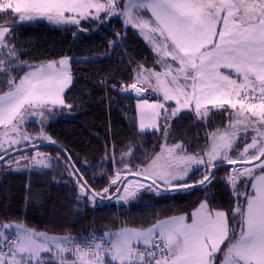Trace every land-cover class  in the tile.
<instances>
[{"label":"snow or ice","instance_id":"obj_1","mask_svg":"<svg viewBox=\"0 0 264 264\" xmlns=\"http://www.w3.org/2000/svg\"><path fill=\"white\" fill-rule=\"evenodd\" d=\"M145 12L150 13L147 19ZM101 13L107 19L122 17L126 28L144 33L158 54L157 64L164 69H139L136 80L142 87L136 82L127 87L113 86L117 91L138 94L141 130L147 126L145 120L153 128L159 126L156 120L162 114L160 110L164 113L165 133L167 121L181 109L193 108L201 121L209 110L229 113V124L223 131L209 134L211 142L202 153L188 155L183 145L177 144L168 149L169 158L164 163L154 160L146 169L120 171L137 177L146 174L150 183L141 182L140 187H156V181L169 186L157 189L158 193L187 192L192 188L203 191L206 185L210 188L216 171L235 165L238 167L223 182L230 186L236 206L230 213L211 210L205 200L191 214V223L179 217L147 230L125 228L105 233L104 237L93 235L80 240L49 237L20 224L0 221V264H264V0H0V19L12 17L11 24H0V85L7 88L0 89V125L8 128L0 138V162L10 167L4 156L14 146L20 145L22 151L33 140L46 139L43 132L30 138L22 131L26 116L33 117V122L35 116H40L43 121L45 113L53 115L58 108L72 107L63 98L72 82V58L32 66L33 70L18 81L12 77L19 60L11 43L15 29L37 19L79 29L81 20L106 22L101 20ZM23 66L28 67L26 63ZM222 69L231 70V74ZM150 90L163 102L149 103L145 97ZM169 101H175L177 107L166 108ZM240 128L245 140L249 138L248 129L255 133L251 143H236ZM5 142L8 149L4 148ZM30 150L35 153V165L51 166L49 158L34 145ZM69 166L72 171L66 174L82 194H91V202L107 196L109 188L96 193L83 181L70 158ZM200 169H204L202 179L188 183L191 173ZM120 171L109 187L117 185ZM123 181L128 183L127 176ZM237 184L250 185L252 192H241ZM115 191H120L119 186ZM124 191L122 201L135 195L127 188ZM205 195L213 194L209 190ZM241 198L243 203L239 202ZM237 216L238 231L229 228V218Z\"/></svg>","mask_w":264,"mask_h":264},{"label":"trees","instance_id":"obj_2","mask_svg":"<svg viewBox=\"0 0 264 264\" xmlns=\"http://www.w3.org/2000/svg\"><path fill=\"white\" fill-rule=\"evenodd\" d=\"M101 20L106 22L81 20L78 29L74 25H57L37 19L15 29V39L11 43L17 49L19 60L12 77L18 81L32 66L69 56L72 58V82L64 93V100L72 107L58 108L53 115L45 113L48 120L43 124L35 121L26 126L51 138L53 143L36 148L49 158L50 167L35 165L34 155L10 167L0 162V221L18 222L80 240L93 235L104 237L106 231L117 227L146 228L177 214H186L191 220V214L205 200L211 209L230 213L237 201L223 180L231 173L232 166L216 171L215 181L210 188L206 185L203 191L199 188L187 192L143 191L128 205L115 203V197L97 199L93 203L91 194H82L74 179L66 174L72 168L66 167L69 159L63 150L68 152L95 192L102 193L103 189L109 188L107 196H110L121 185L123 177L135 176L121 169L135 171L148 164L165 140L182 144L186 152H201L210 141L209 134L223 127L229 115L223 110H209V115L201 121L193 109H187L167 121L165 133L164 113L160 110L159 127L142 131L138 118L139 99L125 91L114 90L113 86L120 88L138 83V70L158 68L159 57L141 34L133 27H125L122 17L107 19L102 14ZM4 21L11 24L12 17L0 19V24ZM25 63L28 67L23 66ZM0 89L7 90L4 85H0ZM145 98L162 102L151 91ZM173 105V102H167L165 107L171 109ZM31 152L22 151L10 157ZM117 171H120L121 179L117 185L109 187ZM202 171L204 169L193 171L188 183L202 179ZM237 187L241 192L251 193L250 185L237 184ZM209 190L213 195L206 197L205 192ZM239 202L243 203V198ZM239 222L238 216L236 219L230 217L229 228L238 231Z\"/></svg>","mask_w":264,"mask_h":264},{"label":"rangeland","instance_id":"obj_3","mask_svg":"<svg viewBox=\"0 0 264 264\" xmlns=\"http://www.w3.org/2000/svg\"><path fill=\"white\" fill-rule=\"evenodd\" d=\"M107 2V0H100V3H106ZM45 20V19H44ZM4 23H9V22H6V21H4ZM1 24H3V22L1 23ZM10 24V23H9ZM64 58H71V57H69V56H64V57H61V58H59V59H57V60H49V61H45V62H41V63H39V64H37V65H35V66H43V65H47L49 62H51V61H59V60H61V59H64ZM71 63V60H70V62H69V64ZM173 67H177L178 65L177 64H175V65H172ZM33 70V67H31V68H29L21 77H23L26 73H28L29 71H32ZM222 71H223V69H222ZM155 72H157V71H155ZM162 72V71H161ZM70 74H71V68H70ZM71 76H72V74H71ZM153 82H154V80H153ZM70 86V85H69ZM67 90V89H66ZM65 90V91H66ZM5 91H7V90H5ZM0 94H2V93H0ZM161 96H162V93L160 94ZM64 98V97H63ZM163 102V101H162ZM171 102H174V105L173 106H171L172 108H176L177 107V104H176V102L175 101H171ZM165 106H166V104H165ZM189 109H193V108H189ZM185 109H181L180 110V112L181 111H184ZM187 110V109H186ZM233 112L235 111V110H232ZM179 112V113H180ZM48 120V118H46V116L44 115V119H43V121L41 120V117L40 116H35L34 117V122L36 121V122H39L40 124H43L45 121H47ZM30 122H33V117H28V116H26V118H25V121H24V123H23V125H22V131L23 132H25L30 138H33V137H39L41 134H38V133H36L35 131H33V130H30V129H27L28 127H26V126H28V124L30 123ZM229 124V115H228V119H227V121H226V123L224 124V126L223 127H220V128H218L219 130H221V131H223L224 130V128H225V126L226 125H228ZM217 130V129H216ZM216 130H214L213 132H215ZM6 131H8V128H6L4 125H0V138H3L2 137V134L4 133V132H6ZM213 132H211V133H213ZM237 132H238V139L236 140V143L237 144H244V143H251V139H250V137L251 136H253V135H255V133L251 130V129H248V132H247V136L249 137L247 140H245V133H244V131H243V129L242 128H240V129H237ZM44 136L46 137V139H38V140H33V143L32 144H29L28 146H30V145H33V144H36L37 142H40V143H43V142H48V141H50V137L47 135V134H44ZM210 142H211V138H210V141H209V143H208V145L210 144ZM177 144H180V143H171V142H167L166 140L163 142V144H162V147H161V149L155 154V156L153 157V159L148 163V164H146V165H143V166H141V167H139L140 169H146V168H148L149 167V165H151L152 163H153V161L154 160H156V162L158 163V164H161V163H164L168 158H169V152H168V149H170V148H173L174 149V146L175 145H177ZM180 145H182V144H180ZM207 145V146H208ZM4 148L5 149H8L9 148V145H8V143L7 142H5V144H4ZM17 148H21V146L20 145H16V146H14L13 148H12V150H14V149H17ZM204 149H206V147L204 148ZM203 149V150H204ZM37 151H39V150H37ZM240 151L242 152L243 151V148L241 147L240 148ZM188 155H193V156H195L197 153H202V151L201 152H186ZM32 155H34L35 156V153L33 154V151L31 152V153H21V154H19V155H17L16 157H11L12 158V160H15V161H19V160H21V159H23V158H25V157H27V158H29V157H31ZM229 155L232 157V158H236V154L235 153H233V152H229ZM157 157H159V159H157ZM4 161H7V162H9L10 163V165L11 164H13L12 162H11V160L8 158V159H4ZM256 163V162H255ZM197 166H193V169H195ZM233 168H236V167H234V166H232V168H231V172H232V170H233ZM195 171V170H194ZM143 183V184H145V185H148L150 182H149V180L148 179H146V174H141L139 177H137V176H131V177H129L128 178V183H125L124 185H123V187L121 188V190H120V192L115 196V198L113 199V201L115 202V203H117V204H126V205H128V204H130L131 202H133L135 199H137L138 197H139V195L143 192V191H155V190H157V187H151V188H148V187H140V183ZM159 182V181H158ZM160 183V182H159ZM161 184V183H160ZM163 186H165V187H169V186H167V185H164V184H162ZM125 188H127V190L129 191V192H134L135 193V195L134 196H130V197H128V199L126 200V201H122L120 198L121 197H123V196H125ZM251 192H252V189H251ZM208 205V204H207ZM208 208L209 209H211L209 206H208ZM211 210H218V211H224L225 212V210H222V209H211ZM179 217H184L185 218V222L186 223H191V220H189L188 218H187V216H186V214H177V215H172V216H169V217H165V218H162V219H160V220H158L154 225H152V226H149V227H133V226H123V227H117V228H113V229H110V230H108V231H106V233H115V232H118V231H120L121 229H125V228H127V229H135V230H147V229H150V228H153V226H155V225H157L159 222H161V221H172L173 219H175V218H179ZM8 223H13V224H20V225H22V226H24L25 228H28V229H32V230H35L36 232H38V233H45L47 236H49V237H68V235L67 234H54V233H50V232H47V231H44V230H38V229H35V228H32V227H29V226H27V225H25V224H22V223H18V222H8Z\"/></svg>","mask_w":264,"mask_h":264},{"label":"water","instance_id":"obj_4","mask_svg":"<svg viewBox=\"0 0 264 264\" xmlns=\"http://www.w3.org/2000/svg\"><path fill=\"white\" fill-rule=\"evenodd\" d=\"M137 87H141V86L137 85ZM125 93H126L127 95H131V96L135 97L136 99H139L138 94L135 93V92H125ZM46 143H53V142L49 141V142H43V143H38V144H33V145L37 148V147L43 146V145L46 144ZM33 145H30V146L25 147L22 151L30 150V149L33 147ZM20 149H21V148H17V149L11 150L8 154H5L4 159H5V158H8V157H10V156H12V155H14V154H17V153L22 152ZM63 152L66 154V156L68 157V159L70 158L71 163L74 164V162H73V160L71 159V157L69 156L68 152L65 151V150H63ZM253 163H255V162H253ZM74 165H75V164H74ZM75 168L77 169L76 166H75ZM129 176H130V175H127V178H129ZM83 181H86V180L83 178ZM123 183H124V181H123V179H122V181H121V185H123ZM87 184H88V183H87ZM121 185H120V186H121ZM120 186H119V188H120ZM156 186H158V187L161 188V189H165V188H167V187L163 186L162 184H160V183L157 182V181H156ZM91 189H92V188H91ZM96 193H97V192H96ZM118 193H119V191H115L112 195L107 196V197H103V196H101L99 199H111V198H114Z\"/></svg>","mask_w":264,"mask_h":264},{"label":"crops","instance_id":"obj_5","mask_svg":"<svg viewBox=\"0 0 264 264\" xmlns=\"http://www.w3.org/2000/svg\"><path fill=\"white\" fill-rule=\"evenodd\" d=\"M103 13H101V15H102ZM150 17V13H147V12H145L144 13V18L145 19H147V18H149ZM123 19V18H122ZM139 34H141L143 37H144V39H145V34L144 33H141V31L138 29V28H134ZM151 46H152V48H153V45H152V43H150L149 42V40H147V39H145ZM154 49V48H153ZM158 55V54H157ZM168 60L170 61V58H168ZM173 65H175V64H173ZM143 69H145V70H151V71H157V72H161V71H164V69L161 67V66H159L158 65V68H155V69H150V68H144L143 67ZM223 71L225 72V74H231V70H224L223 69ZM233 78H235V77H233ZM139 83V82H138ZM137 83V85H139V86H143L141 83H139L138 84ZM151 91V90H150ZM149 100V99H148ZM154 102H156V101H153V100H149V103H154ZM169 102H171V101H169ZM138 103H139V100L137 101V107H138ZM174 103V102H173ZM138 118H139V125H140V123H141V121H142V115H141V111H140V108L138 107ZM147 126L145 127V129L144 130H142V131H149V130H154V129H157L158 127H156V128H153V127H151V122H149V121H143ZM156 123H157V125H159V117L157 118V120H156ZM209 206V205H208ZM199 207H200V205H199ZM198 207V208H199ZM197 208V209H198ZM197 209H195V211L197 210ZM194 211V212H195Z\"/></svg>","mask_w":264,"mask_h":264}]
</instances>
